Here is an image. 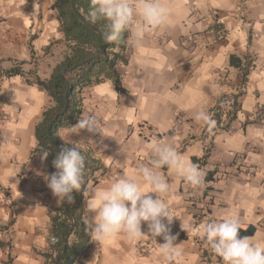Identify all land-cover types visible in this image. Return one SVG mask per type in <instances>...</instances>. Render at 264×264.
I'll return each mask as SVG.
<instances>
[{
	"label": "crops",
	"instance_id": "crops-1",
	"mask_svg": "<svg viewBox=\"0 0 264 264\" xmlns=\"http://www.w3.org/2000/svg\"><path fill=\"white\" fill-rule=\"evenodd\" d=\"M162 2L167 26L147 32L139 45L129 31L120 88L105 80L84 90L80 118L93 115L98 133L71 136L70 126L58 136L79 143L102 166L97 183L86 186L84 221L91 189L151 167L153 142L173 146L201 170L204 183L193 187L167 167L158 169L170 186L161 199L177 217L171 234L183 250L172 264H222L201 237L210 220L238 215L240 235L264 243V0ZM53 5L0 0V264H53L51 217L60 203L45 179L49 156L30 158L35 124L50 97L27 81V72L49 77L67 50ZM230 55L251 58L244 81ZM16 64L23 74L7 75ZM221 97L217 119L212 109ZM201 107L210 124L194 118ZM141 230L147 231L145 222ZM159 243V236L125 233L92 238L78 264H166Z\"/></svg>",
	"mask_w": 264,
	"mask_h": 264
},
{
	"label": "clouds",
	"instance_id": "clouds-1",
	"mask_svg": "<svg viewBox=\"0 0 264 264\" xmlns=\"http://www.w3.org/2000/svg\"><path fill=\"white\" fill-rule=\"evenodd\" d=\"M85 18L92 24L98 20L107 22L103 32L105 42L118 41L122 33L129 30L137 45L143 42L147 32L169 23L167 6L162 0H91ZM194 118L211 123L203 107L197 110ZM82 131L98 133L97 120L93 115L80 118L71 126L69 134L78 136ZM61 138L72 147H62L56 153L52 161L56 171L45 179L57 202L72 203L73 191H79L84 182L85 149L79 143ZM149 147L155 157L151 167L141 166L138 173L121 175L106 186L90 190V198L86 201L90 219L84 222L95 241L120 233H125L130 239H139L144 235L153 240L162 237L158 254L166 264H172L179 260L183 250L177 246V235L171 234L170 225L176 216L161 199L162 194L170 191V186L158 169L167 167L177 178L193 187L203 185L204 174L171 145L153 142ZM48 154L43 152L41 158L45 159ZM149 193H154L155 198ZM142 222L147 225L146 232L141 230ZM240 224L238 215L225 214L204 224L201 237L222 260V264H264V243L253 237L241 236ZM52 242H56L55 237Z\"/></svg>",
	"mask_w": 264,
	"mask_h": 264
},
{
	"label": "trees",
	"instance_id": "trees-1",
	"mask_svg": "<svg viewBox=\"0 0 264 264\" xmlns=\"http://www.w3.org/2000/svg\"><path fill=\"white\" fill-rule=\"evenodd\" d=\"M60 29L64 33L67 50L53 67L47 78H40L33 72L27 81L44 89L50 104L43 110L40 119L35 124L36 147L31 150L30 158L40 152L47 151L50 158V173L56 171L52 161L62 147H72L65 144L58 136V129L74 125L81 117L84 90L99 82L110 80L120 88L121 67L128 61L129 30H125L120 39L105 42L103 32L106 21L98 20L90 23L87 16L91 0H54ZM229 64L240 68L242 80L252 67L249 56L241 59L230 55ZM16 64L6 70L7 75L23 74ZM222 102L219 98L212 109V116L219 118L217 109ZM234 112L235 102L232 107ZM232 116V115H231ZM85 177L79 191H73L72 203H60L51 217V233L56 238L51 250L53 264H78L81 256L88 250L92 242L91 230L83 220L85 209V193L87 184L97 183L94 173L101 169V163L91 152L85 149Z\"/></svg>",
	"mask_w": 264,
	"mask_h": 264
},
{
	"label": "built area",
	"instance_id": "built-area-1",
	"mask_svg": "<svg viewBox=\"0 0 264 264\" xmlns=\"http://www.w3.org/2000/svg\"><path fill=\"white\" fill-rule=\"evenodd\" d=\"M53 238V237H52ZM52 240V239H51Z\"/></svg>",
	"mask_w": 264,
	"mask_h": 264
}]
</instances>
